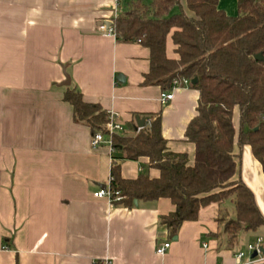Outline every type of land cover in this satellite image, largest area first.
I'll return each instance as SVG.
<instances>
[{"label":"crops","instance_id":"obj_1","mask_svg":"<svg viewBox=\"0 0 264 264\" xmlns=\"http://www.w3.org/2000/svg\"><path fill=\"white\" fill-rule=\"evenodd\" d=\"M125 1L0 0V264H93L104 258L111 264H235L236 251L256 232L264 236V228L241 231L228 245L219 217L234 216L232 198L201 208L196 220L184 221L172 235L161 222L176 209L170 198L130 208L94 195L108 185L114 162L125 178L160 171L148 157L121 159L124 153L109 143L93 148L91 128L75 121L64 99L67 88L132 128L138 116L161 111L169 149L186 153L189 164L195 159V144L184 134L197 113L199 91L177 87L163 104L161 86L143 83L150 49L99 30L125 11ZM219 5L238 13L237 0ZM167 54L178 58L171 34ZM239 119L237 108V129ZM234 152L240 156L234 179L253 190L264 215L263 167L249 145L236 144ZM165 241L171 245L160 254Z\"/></svg>","mask_w":264,"mask_h":264},{"label":"trees","instance_id":"obj_2","mask_svg":"<svg viewBox=\"0 0 264 264\" xmlns=\"http://www.w3.org/2000/svg\"><path fill=\"white\" fill-rule=\"evenodd\" d=\"M220 0H127L123 13L111 19L115 36L150 49V69L144 84L169 90L175 77L191 80L199 91L197 113L185 138L195 144V159L169 149L162 134V112L150 113L151 124L140 132L121 135L106 128L109 112L99 103L85 101L83 93L67 88L64 99L73 106L75 121L102 131L120 149L121 159L148 157L160 171L125 178L119 163L110 170L108 185L122 198L113 204L134 207L135 200L170 198L176 209L161 216L172 235L184 221L196 220L201 208L232 198L235 215L224 224L229 246L241 231L264 228V215L253 190L238 172L235 145H249L264 171V0H237L238 13L228 14ZM172 35L178 58L167 54ZM197 78V82L193 80ZM239 109V128L234 113ZM116 158V157H115Z\"/></svg>","mask_w":264,"mask_h":264},{"label":"built area","instance_id":"obj_3","mask_svg":"<svg viewBox=\"0 0 264 264\" xmlns=\"http://www.w3.org/2000/svg\"><path fill=\"white\" fill-rule=\"evenodd\" d=\"M100 32L105 36L115 35L114 29L111 26H108L106 23L101 22L99 24ZM191 80L186 77H175L173 79V86L169 90H163L160 95V100L163 104H166L170 101L174 96V89L177 87L189 86ZM108 122L106 124V128L109 133H117L121 135H129L130 133H138L146 126L151 124V118L145 119L144 126H136L135 128H129L128 125L118 121V117L109 112ZM107 135L102 131H96L92 133L91 137V146L93 148H98L104 143H109L112 146L111 138H107ZM113 148V147H112ZM96 197L99 198H107L112 204L115 200H120L122 196L120 195V191L112 190L109 185H106L105 188L101 187L98 191L94 193ZM171 242L165 241L158 248L157 252L160 254L165 253V251L170 247ZM206 245V244H205ZM262 247H264V236H258L255 242H250L247 244V250H238L235 252V264H264V252L262 251ZM257 252L256 256H253L254 252ZM93 264H111V260L108 258H104L98 261H95Z\"/></svg>","mask_w":264,"mask_h":264},{"label":"water","instance_id":"obj_4","mask_svg":"<svg viewBox=\"0 0 264 264\" xmlns=\"http://www.w3.org/2000/svg\"><path fill=\"white\" fill-rule=\"evenodd\" d=\"M104 23H106L108 26H111L112 25V21L108 20V21H104ZM255 58L259 59V60H264V56L262 53H258L255 55ZM121 75L118 76L119 79H121ZM194 82H197V78H195L193 80ZM145 124V118L143 117H137V126H144ZM130 128H132V125L129 124L128 125ZM106 185H101V187L105 188ZM135 203L138 204V200H135ZM174 239H177V236L174 237ZM262 251L264 252V247H262ZM257 255V252L255 251L253 253V256H256Z\"/></svg>","mask_w":264,"mask_h":264},{"label":"rangeland","instance_id":"obj_5","mask_svg":"<svg viewBox=\"0 0 264 264\" xmlns=\"http://www.w3.org/2000/svg\"><path fill=\"white\" fill-rule=\"evenodd\" d=\"M144 1H148V0H144ZM125 5H126V1H125ZM231 206V205H230ZM229 212H231V213H233L234 215H235V208L233 207V206H231L230 207V209H229ZM230 217H232L231 216V214H228L227 212H224V213H221V215H220V217H219V221L221 222V226H222V229H224V224H225V222L230 218ZM257 233H259V232H256L255 234V238L252 240V241H249L248 243H250V242H255L256 241V239H257ZM247 243V244H248ZM247 244H246V248L245 249H243L244 251H246L247 250Z\"/></svg>","mask_w":264,"mask_h":264}]
</instances>
